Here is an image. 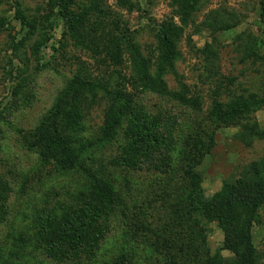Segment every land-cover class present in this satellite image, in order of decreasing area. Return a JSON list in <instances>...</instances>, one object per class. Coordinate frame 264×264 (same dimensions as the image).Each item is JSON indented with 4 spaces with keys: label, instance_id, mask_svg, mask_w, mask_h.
<instances>
[{
    "label": "trees",
    "instance_id": "obj_1",
    "mask_svg": "<svg viewBox=\"0 0 264 264\" xmlns=\"http://www.w3.org/2000/svg\"><path fill=\"white\" fill-rule=\"evenodd\" d=\"M108 1L49 0L40 19L26 17L17 8L16 17L28 30L12 47L15 58L26 67L23 78L10 77L19 82L12 91L17 105L29 103L22 97L33 83L28 74L31 60L37 65L36 74L56 72L62 62H71L72 48L97 60L104 74L91 77L85 64L78 63L50 110L23 136L24 148L38 157L39 174L23 177L19 193L0 175V229L9 225L0 242V264H79L83 260L224 264L209 246L212 223L224 233L223 250L233 255L228 264H264L251 232L264 219V156L238 170L227 188L212 198L205 195L199 171L214 151L216 132L221 129L238 128L234 139L245 148L264 142V128L255 119L264 109V91L236 95L228 102L215 91L205 115L203 100L192 99L189 87L179 81L172 90L166 83L168 77L179 76L183 27L192 25L196 33L210 30L216 35L237 25L219 10L197 24L208 0H166L181 26L166 21L149 28L155 34L153 49L142 46L140 30L113 20ZM144 1L152 5L154 0H119L118 5L131 13L141 11ZM260 15L264 23V1ZM58 22L64 30L56 43L53 33ZM9 26L7 20H0V36ZM250 41L243 60L264 66V37ZM21 52L23 57L17 55ZM205 55L210 66L218 58L214 50ZM128 69L130 75L125 73ZM147 95L205 116L186 125L157 104L150 110L142 102ZM88 97H100L107 105L98 136L87 133L84 100ZM207 123L210 131H205ZM109 149L114 153L106 163L102 156ZM131 172H148L152 179L135 184L128 177ZM68 177L72 179L63 185L67 192L62 197L44 193L48 184ZM13 194L18 202L14 209ZM13 215L16 218L10 223ZM118 216L119 240L112 256L103 255L100 261L101 245Z\"/></svg>",
    "mask_w": 264,
    "mask_h": 264
},
{
    "label": "rangeland",
    "instance_id": "obj_2",
    "mask_svg": "<svg viewBox=\"0 0 264 264\" xmlns=\"http://www.w3.org/2000/svg\"><path fill=\"white\" fill-rule=\"evenodd\" d=\"M118 1L109 0L108 11L112 13L113 20L128 23L132 29L142 32L140 43L143 47L155 49V34H151L148 31L149 28L166 21H172L181 26L179 18L166 0H154L152 5L144 1L141 11L136 10L131 13L120 8ZM208 1L209 5L197 19V24H200L211 11L219 10L225 13L228 22L231 21L237 26L228 32L216 35H212L210 30L196 33V27L192 25L183 27L184 32L179 42L183 59L177 66L179 76L178 78L170 76L166 79L168 88L176 90L180 81L189 87L192 99L201 98L205 115L211 106V97L215 91L223 102H228L236 95L245 97L254 92L264 91V66L260 63L254 64L252 59L243 60L242 55V52L250 45V40L264 37V23L260 15L261 3L264 0ZM2 2L0 20H7L10 26L0 36V175L6 178L13 189L19 193L23 177L30 176L32 173H34L32 175L39 174L37 172L38 157L24 148L23 136L33 130L50 110L64 87L65 81L77 69L78 63L85 64L87 75L91 77L104 74V69L90 55L72 48L68 56L71 62H62L59 71L56 72L46 70L36 74L34 71L37 65L31 60L28 74H31L33 83L30 84L27 94L22 97L23 101L28 99L26 101L29 103L27 106H24V102L17 105L12 100V91L19 82L14 78L12 81L10 77L19 75L23 78L26 67L15 58L12 47L14 42L20 41L28 32L22 28L21 21L16 17L17 8L26 17L40 19L45 17L49 0H2ZM58 24L53 33V41L56 43L62 39L64 30V26L60 22ZM27 45L31 46L32 43ZM211 50L218 53V58L213 59L212 66L209 65L208 57L205 55V51ZM27 52L30 54L28 50ZM44 52L45 54L50 53L47 50ZM21 53L17 55L23 57L24 53ZM125 73L130 75L131 71L128 69ZM142 102L150 110H154L156 104L161 106L164 110L178 116L186 125L192 123L193 120L201 121L205 116H197L187 108L150 95L144 96ZM84 113L88 135H100L107 115L106 103L100 97H88L84 100ZM255 119L264 128V109L255 115ZM205 127V131H210L208 123ZM238 132V128L221 129L216 132L215 149L199 169L203 176V188L207 198L223 192L229 184V179L236 176L238 170L252 162L259 161L264 156V142H257L252 148H245L234 139ZM113 153L112 149L105 151L102 156L105 158L104 162L108 163V157H112ZM42 176L46 177L44 172ZM128 177L135 184H147L152 179V174L131 172ZM69 179L72 178L68 177L48 184L44 193H49V197L52 198L55 195L57 199L62 197L67 192L63 185H66ZM73 180H76L75 175ZM11 202L12 209H14L18 204L15 194ZM19 211L22 212V210ZM15 218L16 215H13L10 223L14 222ZM111 224V232L101 245L100 261L103 260V255L112 256L119 240L121 218L115 219ZM208 229V242L212 254L219 253L224 264H228L232 261L233 255L223 250L225 240L223 231L217 223L210 224ZM8 231L9 225L0 229V242L6 238ZM251 232L254 246L264 256V219L260 223L256 222ZM79 264H94V262L83 260Z\"/></svg>",
    "mask_w": 264,
    "mask_h": 264
}]
</instances>
